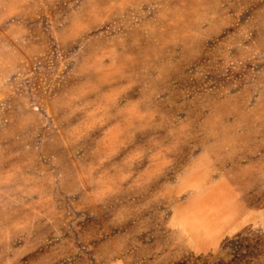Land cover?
Returning a JSON list of instances; mask_svg holds the SVG:
<instances>
[{
	"label": "rangeland",
	"instance_id": "rangeland-1",
	"mask_svg": "<svg viewBox=\"0 0 264 264\" xmlns=\"http://www.w3.org/2000/svg\"><path fill=\"white\" fill-rule=\"evenodd\" d=\"M0 264H264V0H0Z\"/></svg>",
	"mask_w": 264,
	"mask_h": 264
},
{
	"label": "crops",
	"instance_id": "crops-1",
	"mask_svg": "<svg viewBox=\"0 0 264 264\" xmlns=\"http://www.w3.org/2000/svg\"><path fill=\"white\" fill-rule=\"evenodd\" d=\"M198 157L199 156H196L193 159V161L197 160ZM205 161H207V162H205V164H204L205 165L204 166V175H205V177H207L209 175V180H208L207 184L210 188L219 187L220 188V194L222 193L221 198L223 199V202H225V208L227 210L225 212L226 214L225 215L223 214V216L225 217V219H229V220L240 219L241 208H240V206H238V202L236 201V199L232 195H230L225 179L222 178L220 175H217L214 172V170H213V168L210 165L208 160H205ZM231 224H233V223H231Z\"/></svg>",
	"mask_w": 264,
	"mask_h": 264
}]
</instances>
